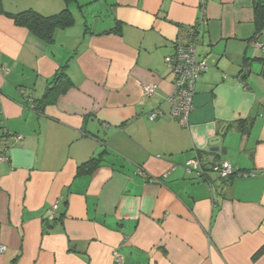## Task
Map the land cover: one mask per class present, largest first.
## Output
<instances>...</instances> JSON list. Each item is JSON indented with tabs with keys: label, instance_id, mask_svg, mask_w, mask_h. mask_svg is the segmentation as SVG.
Returning <instances> with one entry per match:
<instances>
[{
	"label": "crops",
	"instance_id": "1",
	"mask_svg": "<svg viewBox=\"0 0 264 264\" xmlns=\"http://www.w3.org/2000/svg\"><path fill=\"white\" fill-rule=\"evenodd\" d=\"M261 4L0 0V264H264ZM65 8L74 23L49 39L12 18ZM193 25L209 67L183 126L166 57ZM62 68L66 90L35 109ZM196 156L204 175L186 171ZM225 161L255 175L224 182L214 168Z\"/></svg>",
	"mask_w": 264,
	"mask_h": 264
},
{
	"label": "built area",
	"instance_id": "2",
	"mask_svg": "<svg viewBox=\"0 0 264 264\" xmlns=\"http://www.w3.org/2000/svg\"><path fill=\"white\" fill-rule=\"evenodd\" d=\"M199 33L200 29L196 25L191 27L189 32L190 40L187 44L180 46L176 51L166 57V62L174 75V87L169 96V102L172 105V115L183 126H188L189 116L193 110V100L196 93V82L198 78L207 71L208 66L205 59L197 58V50L199 45ZM157 90V85L148 84L144 86V92L147 96H152ZM162 115L161 110H155L149 114L150 119H157ZM17 139H21V135H16ZM1 148H6L5 145H1ZM0 161L8 162L9 157L4 153L0 156ZM186 171L189 174L194 172L200 175L205 174V170L201 164L198 156L190 159L186 163ZM214 171L218 174V177L224 182H230L231 178L235 174H239L244 177L254 176L251 172L238 171L231 162L225 161L215 165ZM169 173L164 174L167 177ZM162 177L155 179L156 181L163 180ZM57 206L55 205L49 214L50 218H55ZM6 250L5 245H0V253ZM115 261L117 263L122 262V256L116 255Z\"/></svg>",
	"mask_w": 264,
	"mask_h": 264
},
{
	"label": "trees",
	"instance_id": "3",
	"mask_svg": "<svg viewBox=\"0 0 264 264\" xmlns=\"http://www.w3.org/2000/svg\"><path fill=\"white\" fill-rule=\"evenodd\" d=\"M258 10V19L260 22L259 29H262L264 28V4H261ZM12 18L18 25L27 27L29 30L44 39H49L56 27H66L74 23V16L69 8H65L59 13L53 15H44L34 9H27L12 15ZM190 30L191 27H189L188 31L190 32ZM64 77H66V74L62 68L57 74V85L49 87L42 98L31 100L35 109H44L46 104L54 101V97L57 94L66 90L68 80H65ZM99 163V158H91L79 167V171H91L92 169H95Z\"/></svg>",
	"mask_w": 264,
	"mask_h": 264
},
{
	"label": "water",
	"instance_id": "4",
	"mask_svg": "<svg viewBox=\"0 0 264 264\" xmlns=\"http://www.w3.org/2000/svg\"><path fill=\"white\" fill-rule=\"evenodd\" d=\"M252 48L253 50H257V49H261V50H264V37H262L261 40H256L253 44H252ZM256 58V57H255ZM252 59V58H250ZM247 69H249L250 67L247 65L246 66ZM223 135H225V133H222L220 134V136L218 138H215L217 139L218 142H214V143H211L212 144V147H213V150L215 151H218L220 149V147H218L217 145L222 141L223 139ZM214 139V140H215ZM213 142V141H212Z\"/></svg>",
	"mask_w": 264,
	"mask_h": 264
},
{
	"label": "rangeland",
	"instance_id": "5",
	"mask_svg": "<svg viewBox=\"0 0 264 264\" xmlns=\"http://www.w3.org/2000/svg\"><path fill=\"white\" fill-rule=\"evenodd\" d=\"M41 14H43V13H41Z\"/></svg>",
	"mask_w": 264,
	"mask_h": 264
}]
</instances>
